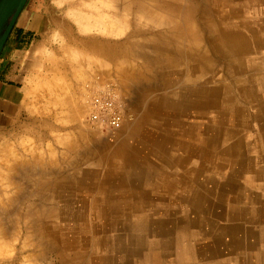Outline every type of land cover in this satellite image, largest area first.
Wrapping results in <instances>:
<instances>
[{
  "label": "rangeland",
  "instance_id": "1",
  "mask_svg": "<svg viewBox=\"0 0 264 264\" xmlns=\"http://www.w3.org/2000/svg\"><path fill=\"white\" fill-rule=\"evenodd\" d=\"M80 2L29 0L7 43L32 50L4 145L41 166L23 181L33 208L0 209V264H264V0H131L121 34L75 28L117 45H58ZM236 34L250 48L228 57ZM109 86L126 111L114 135L87 114ZM65 96L86 108L70 122Z\"/></svg>",
  "mask_w": 264,
  "mask_h": 264
},
{
  "label": "bare ground",
  "instance_id": "2",
  "mask_svg": "<svg viewBox=\"0 0 264 264\" xmlns=\"http://www.w3.org/2000/svg\"><path fill=\"white\" fill-rule=\"evenodd\" d=\"M80 1V5L77 6V9L71 8L69 10L72 19L77 24V27H73L72 24L59 26L57 36L60 37V43L58 45H117L118 43H113L109 39L97 36L79 35L77 29L84 33L98 31L104 34L105 37L121 34L124 27L126 25H132L133 22V19L131 18L133 11L132 4L130 3L131 0H98L101 2L105 1L106 3L104 6H108L109 3L108 9L105 10L101 9L97 5H94L96 0ZM71 4L74 5L73 3ZM91 8H95L96 11H93ZM236 36L237 38L228 41V46L217 40L216 45H224L223 54H227L228 57H235L236 53L246 52V50L250 48V43L245 39V37H243V34H236ZM256 43L257 45H264V40L258 38ZM77 73L83 78L87 75L90 76L91 81L95 79L97 80L93 69L89 68L88 70H85L81 67ZM120 76L122 83L128 85L134 77V72L128 69H122L120 71ZM239 82L245 96L250 99L255 97V94H253L254 87L250 84L255 82L254 77H249L248 79L243 81L240 80ZM261 82L263 81L260 80V83ZM83 95L84 93H82L80 97L82 98ZM86 103L89 118L91 114L89 100H87ZM56 104L68 114L65 118V122L78 119L86 111L83 104L76 105L67 96L62 98L58 97V99H56ZM57 130L61 131L62 127L61 129L57 128ZM58 140L62 145H64L65 149L62 151L63 153L74 151L78 148V144H75L74 142L67 143L62 135H59ZM0 153L2 155L0 162V209L8 213L11 210L12 205L16 206L22 204H26L28 210L32 209L35 197L33 184H30V188H28L29 185L24 186L23 181L27 177H30L29 180L33 178L31 174L40 159L35 155L31 158H25L23 154L14 148L10 147V149H7L6 145L1 148ZM44 160L45 159H43V161ZM50 160L49 162H51ZM47 164L48 163H46L45 166H47ZM38 165L41 166L40 164ZM31 182L34 183L33 180H31ZM29 218L30 213L27 215V219Z\"/></svg>",
  "mask_w": 264,
  "mask_h": 264
},
{
  "label": "crops",
  "instance_id": "3",
  "mask_svg": "<svg viewBox=\"0 0 264 264\" xmlns=\"http://www.w3.org/2000/svg\"><path fill=\"white\" fill-rule=\"evenodd\" d=\"M31 47L24 49L6 45L0 58V146L5 143L6 131L11 123L21 119L25 67L29 64L28 51L32 50Z\"/></svg>",
  "mask_w": 264,
  "mask_h": 264
},
{
  "label": "built area",
  "instance_id": "4",
  "mask_svg": "<svg viewBox=\"0 0 264 264\" xmlns=\"http://www.w3.org/2000/svg\"><path fill=\"white\" fill-rule=\"evenodd\" d=\"M91 114L88 121L114 135L122 129L126 111L124 100L114 87L98 91L89 99Z\"/></svg>",
  "mask_w": 264,
  "mask_h": 264
},
{
  "label": "water",
  "instance_id": "5",
  "mask_svg": "<svg viewBox=\"0 0 264 264\" xmlns=\"http://www.w3.org/2000/svg\"><path fill=\"white\" fill-rule=\"evenodd\" d=\"M29 0H0V58Z\"/></svg>",
  "mask_w": 264,
  "mask_h": 264
},
{
  "label": "trees",
  "instance_id": "6",
  "mask_svg": "<svg viewBox=\"0 0 264 264\" xmlns=\"http://www.w3.org/2000/svg\"><path fill=\"white\" fill-rule=\"evenodd\" d=\"M16 28H17V26L14 28V30H13V32H12V34H11V37L14 35V33H15V31H16ZM21 38H23V36H21L20 39H21ZM24 38H25V37H24ZM21 40H23V39H21ZM24 40H25V39H24Z\"/></svg>",
  "mask_w": 264,
  "mask_h": 264
}]
</instances>
